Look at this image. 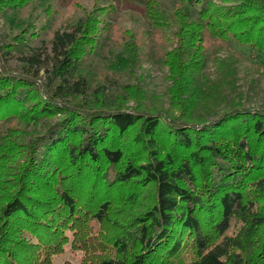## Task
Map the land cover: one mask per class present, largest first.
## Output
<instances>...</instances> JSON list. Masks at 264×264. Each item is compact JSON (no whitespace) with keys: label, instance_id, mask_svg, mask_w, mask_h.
Instances as JSON below:
<instances>
[{"label":"trees","instance_id":"16d2710c","mask_svg":"<svg viewBox=\"0 0 264 264\" xmlns=\"http://www.w3.org/2000/svg\"><path fill=\"white\" fill-rule=\"evenodd\" d=\"M15 1L3 0L0 6L11 7ZM139 1L153 25L170 23L154 0ZM177 1L174 41L164 54L169 85L154 101L158 105L128 107L106 100L97 106L96 100H88V83L77 75V54L86 33L81 22L56 30L37 47L26 39L0 43V236L8 222H15L28 246L39 248L40 264L50 263L67 244L83 252L81 264H264V242L254 240L264 224L255 198L264 191V176L255 174L264 163V102L252 104L257 80L239 77L233 56L220 57L205 47L206 34L239 45L257 70L264 69V4L234 0L226 10L215 0ZM14 52L25 68L15 73L5 66ZM244 86L249 90L244 92ZM93 92L102 98L105 93L103 86ZM14 120L32 124L25 144L16 142L25 132L9 126ZM137 123L134 140L147 144L152 156L122 163L124 151L114 140ZM163 128L174 146L164 158L156 150V132ZM248 132L254 145L244 137ZM238 133L243 136L234 147L228 139ZM76 136L78 142L73 141ZM62 155L69 166H78L66 188L70 177L68 167L59 163ZM94 161L106 164L103 187L108 180L154 185L151 210L133 229L110 237L99 230L81 232L91 222L109 221V200L78 199L82 170ZM6 163L15 166L13 172H5ZM7 185L15 193L4 192ZM39 187L50 188V195L43 196ZM235 223L238 230L228 234ZM93 235L103 242L91 243ZM133 243L136 253L130 251ZM3 254L4 264H15Z\"/></svg>","mask_w":264,"mask_h":264},{"label":"rangeland","instance_id":"374dc122","mask_svg":"<svg viewBox=\"0 0 264 264\" xmlns=\"http://www.w3.org/2000/svg\"><path fill=\"white\" fill-rule=\"evenodd\" d=\"M2 1L0 0V3ZM262 1L264 4V0ZM154 2L158 9L171 19L168 25H153L144 2L139 0H17L14 6H0V43L12 42L14 39H26L29 46L37 47L41 45V41L49 42L56 30L71 29L77 22H81L86 28V33L83 37L82 50L77 54L79 58L77 75L83 76L88 83V100H96L97 106H101L98 101L106 104V100L115 103L123 102L128 107L158 105L154 101L159 100L158 97L161 99L169 85L164 54L172 48L173 33L177 28L172 13L179 6V2L177 0H154ZM215 3L226 10L235 5L234 0H215ZM262 9L261 6L255 12L261 15ZM205 38H208L205 42L207 52L216 51L220 57L233 56L238 76L245 75L247 81L257 80L255 85L257 91L255 93L251 91L255 99L252 104L264 102V69L257 70L253 64L254 59L249 57L248 50L239 45H227L222 41L210 39L207 34ZM17 56L14 52L5 62V66L13 73L20 72L21 68L25 69L17 60ZM102 86L105 93L99 96L103 98L93 97V94L95 96L93 90ZM130 90L139 91L136 93L132 91L129 94ZM248 90L244 86L243 91ZM9 126L25 132L20 137L22 139H16V142L21 145L27 142L26 136L32 134V124L24 125L14 120ZM139 128L140 124L137 123L114 140L124 151L122 163L127 159L140 162L152 156L151 148L149 149L147 144H139L134 140V135ZM161 130L156 132L158 138L156 150L158 155L164 158L167 153L172 152L174 146L168 130L165 128ZM35 136L39 137L38 133ZM242 136L243 133H238L229 136L228 140L234 147H237V142ZM244 137L253 145L255 144L250 132ZM78 140L77 136L73 139L74 142ZM15 159H17L15 164H17L19 161L17 156ZM22 159L19 163H22ZM68 160L66 155H62L59 160L62 167H68L66 171L70 179L65 181V188L68 181H73L71 177L75 178L78 172L77 164L69 166ZM206 160L210 161L212 158L206 157ZM85 163L87 162L83 161L84 165ZM105 166L106 164L102 161L88 162L86 169L82 170V183L78 188L80 198L78 199L82 203L92 202L96 198H100L99 201L109 200L108 223L98 225L91 222L90 226H86L81 232L87 233L89 229L95 233L99 230L102 236L104 234L110 237L133 229L141 220H145V213L150 211L153 205L155 187L151 183L144 185L140 180H131L123 185L108 180L106 187H103L100 183L104 178L102 173ZM5 168V172L9 173L14 171L15 166L6 163ZM259 170L255 174L263 177L264 163ZM48 190H50L48 187L44 190L40 188L38 192L47 196L50 195ZM15 191L16 188L12 185H7L4 189V192L15 193ZM24 192L25 190L22 191V195L27 196V192L25 194ZM255 196L260 212L264 215V191L256 193ZM90 212L94 213V210ZM46 216L44 215L45 219ZM15 225V222L10 221L8 227H3L4 233L0 236L3 240L2 243L0 242L2 244L0 264H4L2 255L6 252L10 256L9 259L13 258L15 264H40L36 259V252L39 248L28 246L27 239L22 238L23 234ZM238 228V223L233 224L228 234H234ZM99 239L102 240L100 236L93 235L90 241L101 244L103 241ZM254 240L258 243L264 242V224L257 228ZM131 246L130 251L136 253L138 248L134 243ZM112 254L113 252H110L109 255ZM83 256L82 251L67 244L63 252L54 255L48 264H81ZM43 261L49 262L47 258Z\"/></svg>","mask_w":264,"mask_h":264}]
</instances>
